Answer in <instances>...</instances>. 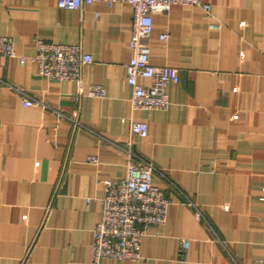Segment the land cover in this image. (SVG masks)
I'll return each mask as SVG.
<instances>
[{"label":"crops","instance_id":"crops-1","mask_svg":"<svg viewBox=\"0 0 264 264\" xmlns=\"http://www.w3.org/2000/svg\"><path fill=\"white\" fill-rule=\"evenodd\" d=\"M56 1L0 0V36L25 57L21 65L0 56V81L47 106L24 107L0 83V264H90L103 181L124 178L123 148L157 169L152 184L169 205L165 223L141 238L139 258L100 264H181L183 240L185 264H261L264 0H206L210 16L192 5L152 14L150 62L175 68L179 81L167 85V109L149 118L129 103L130 5L68 10ZM35 39L80 44L92 62L79 81L42 79L29 59ZM91 84L104 97L88 96ZM139 120L143 137L130 134Z\"/></svg>","mask_w":264,"mask_h":264},{"label":"built area","instance_id":"built-area-1","mask_svg":"<svg viewBox=\"0 0 264 264\" xmlns=\"http://www.w3.org/2000/svg\"><path fill=\"white\" fill-rule=\"evenodd\" d=\"M94 2L104 3L107 7L123 2L128 3L132 9L130 58L126 65V83L131 89V110L140 111L145 118H149L153 111L167 109V85L178 83L179 77L175 68L155 66L150 62L147 41L152 33V14L168 12L174 5H192L210 16L211 5L206 0H57L56 4L59 9L76 10ZM210 27L218 29L220 24L211 23ZM167 38V34L160 35L162 40ZM0 56L16 58L21 65L25 61V57L16 53L14 41L8 36H0ZM29 59L34 64L36 75L47 80L79 81L83 66L92 62L91 56L84 52L80 44L52 43L42 39H35V52ZM141 79L149 80V86L144 85ZM0 83L21 95L24 107H47L24 90L6 82ZM86 94L102 98L105 90L99 84H91L86 89ZM57 115L67 119L75 128L82 127L76 116L65 117L58 112ZM146 133L147 125L144 120L131 121V135L143 137ZM113 145L123 148L115 143ZM123 149L126 152L124 178L103 181L100 218L92 231L90 264H100L104 258L127 261L139 258V245L143 235L149 228L163 225L166 220L169 200L161 188L152 184V177L157 169L148 162L136 164V155L130 149ZM88 159L91 162L97 161L95 156ZM88 202L89 199H86V203ZM187 203L193 206L189 199ZM193 208L195 217L202 218L200 212ZM187 247L188 241L183 240L181 264L186 262L183 253Z\"/></svg>","mask_w":264,"mask_h":264}]
</instances>
